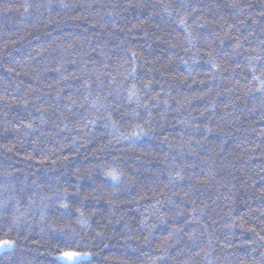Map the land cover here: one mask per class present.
<instances>
[{"label":"trees","instance_id":"trees-1","mask_svg":"<svg viewBox=\"0 0 264 264\" xmlns=\"http://www.w3.org/2000/svg\"><path fill=\"white\" fill-rule=\"evenodd\" d=\"M264 264V0H0V264Z\"/></svg>","mask_w":264,"mask_h":264},{"label":"rangeland","instance_id":"rangeland-1","mask_svg":"<svg viewBox=\"0 0 264 264\" xmlns=\"http://www.w3.org/2000/svg\"><path fill=\"white\" fill-rule=\"evenodd\" d=\"M88 258V256L84 255H77V254H73V255H68V256H63L58 258L61 262H65L67 264H74L77 261H84V259Z\"/></svg>","mask_w":264,"mask_h":264}]
</instances>
